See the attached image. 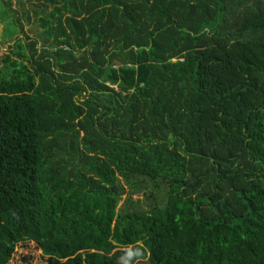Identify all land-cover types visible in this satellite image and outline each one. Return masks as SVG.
Here are the masks:
<instances>
[{
  "label": "trees",
  "instance_id": "16d2710c",
  "mask_svg": "<svg viewBox=\"0 0 264 264\" xmlns=\"http://www.w3.org/2000/svg\"><path fill=\"white\" fill-rule=\"evenodd\" d=\"M0 18V264H264V0Z\"/></svg>",
  "mask_w": 264,
  "mask_h": 264
},
{
  "label": "rangeland",
  "instance_id": "374dc122",
  "mask_svg": "<svg viewBox=\"0 0 264 264\" xmlns=\"http://www.w3.org/2000/svg\"><path fill=\"white\" fill-rule=\"evenodd\" d=\"M2 0H0V6H1ZM12 4L16 5V0H11ZM8 20H2L0 18V45H3L4 48L8 45V43H3V34L5 25L7 24ZM18 36H20V33L18 32ZM122 185L124 188H126V194L123 195V200H126L129 196L132 197L134 200V203H137L139 200L142 199L140 195H138L137 192H131L128 188V185L124 182H122ZM121 203V205H122ZM43 253L41 249H39L38 245L35 243H26V244H20L15 251L14 260L11 264H43Z\"/></svg>",
  "mask_w": 264,
  "mask_h": 264
}]
</instances>
